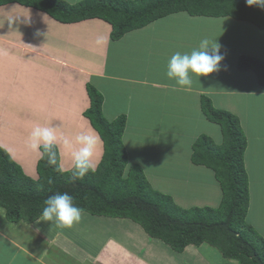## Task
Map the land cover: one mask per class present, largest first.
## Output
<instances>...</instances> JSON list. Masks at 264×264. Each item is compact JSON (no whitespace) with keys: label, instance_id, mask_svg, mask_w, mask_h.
<instances>
[{"label":"crops","instance_id":"1","mask_svg":"<svg viewBox=\"0 0 264 264\" xmlns=\"http://www.w3.org/2000/svg\"><path fill=\"white\" fill-rule=\"evenodd\" d=\"M183 14L158 19L113 41L111 24L99 18L62 23L34 7L18 3L0 6V147L26 174L36 179V164L41 157L28 147L34 125H59L72 135L90 127L100 138L99 165L104 143L85 116L91 106L88 85L102 94L103 115L107 119L127 118L123 136L125 147L124 138L133 127L131 121L135 114L142 119L146 111L151 112L149 114L157 120L169 107L173 112L191 111L192 103L178 105L179 99L184 97L177 92H167L183 91L182 88L159 77L165 70L162 58H166L160 47L165 45H160V40L168 37L170 26L179 25L181 32L185 30L186 33L184 20L189 22L193 17L188 20L181 17ZM134 61L136 63L130 65ZM249 71L239 70L238 65L222 66L228 80L223 74L221 87L213 85L210 90H197V94L213 98L214 93L217 97L230 98V107L222 109L232 113L236 106L234 100L238 98L236 102L247 113L244 117L234 114L240 119L247 147L254 142L257 147H264V86L259 91L250 90L246 82ZM229 77L236 81L230 90H224L231 84ZM184 90L188 95L193 91L191 88ZM257 95L263 96L258 103ZM164 99L167 109L161 108ZM197 106L201 108L200 103ZM146 127L137 128L138 133ZM65 167L70 169L67 163ZM0 223V264H145L144 259L147 260L150 253L157 259V252L150 248L133 256L130 251L123 255V244L122 251L117 244L102 245L95 250L92 244L83 242L80 245L63 236H50L46 240L44 233L48 229H43V222L25 225L26 230L21 231V224L9 222L5 211L0 212ZM37 230H41L43 237L35 235ZM61 240L69 246H63ZM75 244L78 245L73 250ZM196 249L204 255L205 264H239L225 262L221 253L207 244Z\"/></svg>","mask_w":264,"mask_h":264},{"label":"trees","instance_id":"2","mask_svg":"<svg viewBox=\"0 0 264 264\" xmlns=\"http://www.w3.org/2000/svg\"><path fill=\"white\" fill-rule=\"evenodd\" d=\"M12 3L37 8L62 23L102 19L111 24L113 41L179 13L231 17L264 29V9L249 7L246 0H84L75 4L65 0H0V6ZM238 68L253 70L264 86L262 59L241 55ZM87 90L91 106L85 116L104 143L97 172L70 182L72 170L61 174L41 158L37 165L39 178L33 179L0 147V207L10 222L35 223L45 199L67 192L83 213L128 219L178 253L188 246L207 244L224 259L264 264V239L246 222L250 204L245 164L248 142L237 115L217 108L209 96L201 95V110L210 122L221 127L223 142L216 144L209 135H201L192 146L191 161L214 172L222 200L218 207L183 208L172 196L155 190L139 164H130L123 140L127 118L107 119L102 94L92 85Z\"/></svg>","mask_w":264,"mask_h":264},{"label":"rangeland","instance_id":"3","mask_svg":"<svg viewBox=\"0 0 264 264\" xmlns=\"http://www.w3.org/2000/svg\"><path fill=\"white\" fill-rule=\"evenodd\" d=\"M69 1L79 3L84 0ZM181 17L189 20L192 16L184 13ZM190 21L184 20L185 25H187L185 27L186 33L185 30L184 33L181 32L179 25H175L170 26L169 31L171 32H169L168 37L161 38L160 45L164 44L165 46L160 47L164 49L163 54L166 58H162L161 65L164 66L163 70H165L163 73L161 72L159 77L162 80L170 81L165 72L171 55L177 50L190 51L197 47L204 37L212 40L218 39L219 44L222 46L221 54L225 56V60L222 62L221 70L210 77H201L200 80L194 78L191 86L193 91L189 95L184 89H182L183 91H167L169 93L177 92L179 96L184 97L179 99L178 105L192 103L191 111L186 109L185 112L181 110L173 112L169 107L165 113H161L160 118L157 120H154L155 117L149 114L151 112L147 113L146 111L145 114L150 116H143L144 119H140L135 114L131 121L133 127L124 139L130 164H139L143 168L147 179L155 190L172 196L174 201L183 208L218 207L222 200V190L214 176V172L204 166L195 165L191 161L192 146L201 135H209L216 144H222L223 142L221 127L210 122L204 116L201 108H198V103L201 106V95L197 94V90H210L213 85L221 87L220 82L223 74L228 80L226 73L222 72V66L238 65L237 58L239 59L241 55H252V57L264 59V29L231 17L203 16L201 18L193 17ZM135 63L134 61L130 65ZM229 79L231 84L224 90H230L234 81H236L231 77ZM170 82L174 83V81ZM246 82L250 90L259 91L261 89L253 70L249 71ZM212 95L213 98L211 99L217 108L227 109L230 107V98L217 97L214 93ZM262 98V95H257L255 100L258 103ZM237 100H234L236 106L233 112L240 117H244L247 110L244 112L239 102H236ZM165 102L166 99L161 103L162 109L168 108V104ZM174 113L175 119L173 118ZM144 127L146 128L138 133L137 128ZM251 140L253 141V138ZM38 162L36 165H38ZM245 164L249 175L250 192L249 212L246 222L255 230L258 237L264 239V147H257L256 142L248 147ZM71 170L70 168L66 171ZM24 173L26 174L25 171ZM28 176L32 178V176ZM35 178L37 179L38 176L36 175ZM3 211H5L3 207H0V212L3 213ZM20 224L21 231L26 230L25 225H30L24 222ZM42 226L44 230L48 229L47 233H44L48 235H44L46 240H49L50 236H63L80 245L83 242L92 244L95 250L102 247V245L105 247L110 244H117L118 249L122 251L123 244V255H126L125 251H130L135 256L149 248L152 252H157V259H155L156 255L150 253L147 256L148 259H144L145 264H205L204 255L196 249L198 247L188 246L182 254H176L170 246H165L162 242L149 237L140 225L128 219L95 217L83 213L81 222L71 229L52 228V225L48 222H43ZM35 235L43 237L41 230H37ZM61 241L63 246H69L63 240ZM77 245H74L73 250L77 248ZM131 247H133V250H131ZM224 261L227 262V259ZM228 261L235 262L233 260Z\"/></svg>","mask_w":264,"mask_h":264},{"label":"clouds","instance_id":"4","mask_svg":"<svg viewBox=\"0 0 264 264\" xmlns=\"http://www.w3.org/2000/svg\"><path fill=\"white\" fill-rule=\"evenodd\" d=\"M246 3L249 7L264 9V0H246ZM221 47L218 39L204 37L190 51H175L167 62V78L174 81V86L189 89L194 78L200 80L201 77L218 73L225 60ZM28 140L29 149L45 159L48 165L54 166L57 172L65 173L67 163L72 169L70 182L82 180L87 174L97 172L100 138L90 127L82 128L72 135L59 125L36 124ZM82 216L83 209L75 203L72 195L67 192L57 193L43 201L41 214L35 223L39 225L48 222L52 228L71 229L81 222Z\"/></svg>","mask_w":264,"mask_h":264}]
</instances>
